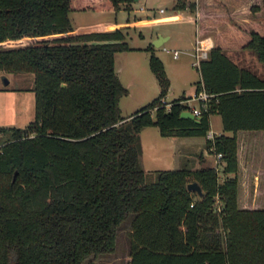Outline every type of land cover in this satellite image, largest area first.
<instances>
[{
	"label": "trees",
	"instance_id": "trees-1",
	"mask_svg": "<svg viewBox=\"0 0 264 264\" xmlns=\"http://www.w3.org/2000/svg\"><path fill=\"white\" fill-rule=\"evenodd\" d=\"M133 1L0 0V71L33 73L36 94L33 120L0 127L8 133L0 145V264H81L112 252L130 213L128 264H264V206L240 195L243 183L264 185V164L254 165L256 151L264 156V78L224 50H251L264 64V0L261 27L240 26L247 39L224 27L236 39L224 38L200 61L195 90L213 96L198 120L180 116L186 95L169 108L162 102L169 78L152 45L160 91L124 118L119 102L128 89L114 65L115 54L130 49L123 30L73 33L71 10H129ZM249 1L255 14L260 4ZM214 112L230 131L205 139L222 153L218 168L142 166L143 126L206 136ZM191 180L202 197L187 188Z\"/></svg>",
	"mask_w": 264,
	"mask_h": 264
},
{
	"label": "rangeland",
	"instance_id": "rangeland-1",
	"mask_svg": "<svg viewBox=\"0 0 264 264\" xmlns=\"http://www.w3.org/2000/svg\"><path fill=\"white\" fill-rule=\"evenodd\" d=\"M144 4L149 9L142 12L139 9ZM159 8L165 10V14L174 11L172 0H134L132 8L129 10L123 7L112 10L94 5L93 9H73L70 11L73 31H103L115 28L123 30L130 49L117 52L114 65L122 84L128 89L127 93L121 96L119 102L121 115L124 118H128L131 113L157 96L160 91L157 78L149 67V50H147V47L152 45L150 37L156 31L162 29L172 33L169 44H166L168 51L162 47H157L158 49L154 51V54L161 58L169 78V88L164 98L170 101L182 94H190L195 88V82L200 79L199 69L193 65L195 61V44L193 41L195 23L187 17V13L189 15L190 12H183V18L179 21L159 25L161 17L164 15L158 11ZM146 13L151 14L153 18H147ZM199 36L202 37L203 35ZM174 49L179 51L178 58L172 56ZM234 58L238 65L249 68L264 78V64L257 59L251 50ZM5 80L8 82L5 83ZM34 88L35 76L33 73L0 71V127L25 126L35 118L36 94ZM221 127L219 113H212L210 115V128L218 133ZM156 136H160V131L158 126L154 124L147 125L138 134L137 144L141 149L140 159L144 168L154 170L186 165L182 164V159L179 160L180 162H169L171 160L170 148L165 142L157 141ZM192 137L197 138L199 136ZM7 138L8 133L1 131L0 145ZM200 138L204 140L203 136ZM205 145L206 143L203 142L201 146L205 147ZM199 153L198 151L194 154L198 155ZM263 157L261 161V152L256 151L254 165L258 168L264 164ZM213 161L214 153L211 152L207 163ZM242 161L244 162V160ZM240 195L241 199L242 196L249 195L250 206L252 207L264 206V185L260 182L241 184ZM133 216L134 213H130L121 222L116 238V247L112 252L86 258L81 264H90V259L92 264H125L129 253V229Z\"/></svg>",
	"mask_w": 264,
	"mask_h": 264
},
{
	"label": "crops",
	"instance_id": "crops-1",
	"mask_svg": "<svg viewBox=\"0 0 264 264\" xmlns=\"http://www.w3.org/2000/svg\"><path fill=\"white\" fill-rule=\"evenodd\" d=\"M176 2L177 0H172L173 10H174L172 13L165 14L166 11L161 10V8H159L158 11L164 14L161 17L159 25H165V24H169L170 22L179 21V19L183 18V12L189 11L190 13L189 15L187 13V17L189 20H191V22L194 21L195 23V31H194L195 38L193 40L194 44H195V39L200 35L199 33H201V30L199 28L200 22L204 24L205 28L206 27L208 28L206 34L205 35L203 34V36H209L213 41V45H215L216 43L220 44L222 41H225L224 38L226 37L228 40H231L233 38L236 39V35L240 33L245 36L244 37L245 39H247L248 32L240 31V29H238L240 26H248L252 28L254 24L258 22L257 25L259 24L261 27V17L263 16V9H261V0H258L260 4V9L255 14H252L250 12L249 0H185L186 6L185 8L182 9L175 8ZM192 3L194 4V6L193 8H190L189 5ZM144 7L145 9H139V10L144 12L146 9H149L146 7L145 4ZM148 13H146L147 18L152 19L153 17L151 16V14ZM225 20L226 22L224 24H220L218 22ZM231 26L237 27L235 29V31L237 32V34L235 33L236 35H229V32L227 34L223 33L224 27H231ZM76 32L77 31H73V33ZM158 36H161L160 40L162 41L159 48L162 47V49L168 51V49L166 48V44H169L172 38V33L169 30L161 29L156 31L155 34L150 37V39L154 41ZM152 46L154 48V51L158 49L153 44ZM224 50L225 53L236 63L237 61L234 60L235 56L237 57L242 53L248 52V49H241V48L226 47L224 48ZM172 56H173V51H172ZM178 56L177 57L173 56V58H178ZM146 126H143L141 129H143ZM212 130L216 132V130L214 129ZM222 131L226 133H230V131L223 130L222 127L218 133ZM192 136H196V135H162L160 133V136H156L155 139L157 141L165 142V144H167V146L170 148L169 152L171 153L170 156L171 160L169 162L172 163L176 161L180 162L179 160L182 159V164H186L191 168H196L201 165L213 164L215 160L212 163H207L209 159V154H211V152L209 151V149H207L206 145L205 147L201 146L203 142L205 143L206 136L198 135L199 137L197 138H194ZM201 136L204 137V140H201L200 138ZM197 150L200 152L198 155L194 154L198 152ZM130 258L131 256H130V247H129V253L125 264H128Z\"/></svg>",
	"mask_w": 264,
	"mask_h": 264
},
{
	"label": "built area",
	"instance_id": "built-area-1",
	"mask_svg": "<svg viewBox=\"0 0 264 264\" xmlns=\"http://www.w3.org/2000/svg\"><path fill=\"white\" fill-rule=\"evenodd\" d=\"M141 9H145L144 6H141ZM162 10V9H161ZM213 46V41L209 36H198L195 39V45H194V57L195 61L193 62V65L196 66L199 69L200 61L207 56V52L209 49ZM179 55L178 50H173V56L177 57ZM213 96V93L206 90L204 87H201L199 90H194L190 94L186 95V98L182 99L183 103L187 104V107L184 109L191 110L194 115L199 116L204 110H207L210 106V100ZM162 102L165 103V106L167 108L170 107V102L167 101L164 97L162 98ZM216 133L211 128L208 129L206 137L213 138ZM222 156L221 152H214V163L213 165L218 168V161L220 157ZM192 204V203H191Z\"/></svg>",
	"mask_w": 264,
	"mask_h": 264
},
{
	"label": "water",
	"instance_id": "water-1",
	"mask_svg": "<svg viewBox=\"0 0 264 264\" xmlns=\"http://www.w3.org/2000/svg\"><path fill=\"white\" fill-rule=\"evenodd\" d=\"M160 39H161V36H158L154 41H152V44L155 47H159L162 43V41ZM7 82L8 81L5 80V83H7ZM180 116L188 117V118H191L193 120H198V116L194 115V113L189 109H183L180 113ZM187 188L189 190L195 191L199 197H202L204 195V191H203L201 185L199 184V182L197 180L188 181L187 182Z\"/></svg>",
	"mask_w": 264,
	"mask_h": 264
}]
</instances>
